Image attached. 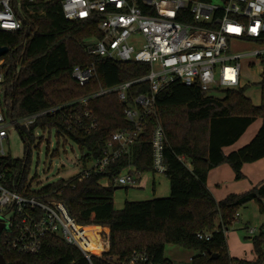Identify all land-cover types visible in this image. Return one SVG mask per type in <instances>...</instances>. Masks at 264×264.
<instances>
[{"label":"trees","instance_id":"trees-1","mask_svg":"<svg viewBox=\"0 0 264 264\" xmlns=\"http://www.w3.org/2000/svg\"><path fill=\"white\" fill-rule=\"evenodd\" d=\"M25 6L31 7L32 14L25 12L24 17L17 14L23 18L22 31L0 33V46L8 48L3 57V104L7 119L23 118L88 97L101 88L132 82L149 73L147 64L116 62L89 54L87 40L101 37L96 24L65 20L59 0L23 2L22 7ZM90 65L94 66L96 76L80 87L71 77L72 69ZM261 66L259 106L252 105L243 89L221 92L222 97L215 99L179 82L166 86L156 94L155 113L145 119L143 132L129 154L112 160L99 174L86 176L85 172L89 164L102 158L112 134L133 129L124 110L127 105L133 106L138 96L150 94L148 82L128 88L126 104L111 93L89 100L86 108L79 106L78 111H90L97 123V128L87 133L68 131L56 116L39 118L29 127H18L23 159L6 158L1 163L7 189L62 203L77 225L90 227L86 240L85 228L73 230L88 252L99 254L96 247L99 229L95 227L107 229L100 238L108 241V251L100 257L91 255L88 260L77 246L68 245L57 236H46L34 255L7 253L0 247L6 264H130L136 255L147 259L144 264H172L164 258L167 244L194 251L196 255L189 264H264V227L252 238L253 261L231 258L225 238V231L235 221L240 208L255 203L264 216V182L219 202L206 185L212 169L227 165L235 181H240L244 178L243 165L264 159V57ZM257 119L261 120V126L253 139L240 149L224 154L223 149L235 144ZM156 123L161 125L166 138L164 176L170 194L162 199L125 202L121 210H115L114 180L129 169L138 175L152 173L150 138ZM51 131L77 146L83 169L67 180L32 191L27 184L31 149L38 148L42 141L36 133ZM52 155H58L57 149ZM104 181L106 185L102 184ZM198 234H210V238L199 240Z\"/></svg>","mask_w":264,"mask_h":264},{"label":"built area","instance_id":"built-area-1","mask_svg":"<svg viewBox=\"0 0 264 264\" xmlns=\"http://www.w3.org/2000/svg\"><path fill=\"white\" fill-rule=\"evenodd\" d=\"M51 1L0 0V33L22 31L23 18L17 14L23 17L25 12L32 14L31 7H22L23 2ZM59 3L65 20L96 24L101 37L87 40L89 54L116 62L147 64L149 73L132 82L101 88L91 96L10 120L5 117L3 104L5 61L0 58V169L1 163L8 158L3 143L8 139L9 128L29 127L39 118L56 116L68 131L87 133L95 130L97 123L90 111H78L79 106L86 108L89 100L111 93L126 104L127 89L134 84L148 82L150 94L138 96L134 105H127L124 110L133 129L112 134L102 158L93 163L85 175L102 173L112 160L129 154L143 132L145 119L155 113V96L160 90L174 82L196 87L206 94L240 90L241 64L246 61L248 68L254 70L264 57V0L219 3L213 0L206 3L189 0H59ZM248 45L255 48L235 49ZM95 76L93 65L76 66L71 72L72 79L80 87ZM165 145L164 131L156 123L150 138L154 175H164L166 171ZM5 176L0 171V218L7 228L0 235V247L7 253L34 255L39 252L46 236H57L66 244L77 246L89 260L93 253L84 248L73 232L84 227L76 224L66 207L60 202L43 201L40 196H24L8 190ZM139 176L129 169L121 173L114 184L136 186ZM101 232L97 233L96 240V247L100 249L98 257L104 253L103 246L108 242L100 238ZM249 233H254V230L250 229ZM197 238L208 241L210 234H198ZM146 262L144 256L136 255L130 264Z\"/></svg>","mask_w":264,"mask_h":264},{"label":"rangeland","instance_id":"rangeland-1","mask_svg":"<svg viewBox=\"0 0 264 264\" xmlns=\"http://www.w3.org/2000/svg\"><path fill=\"white\" fill-rule=\"evenodd\" d=\"M213 1L219 3L218 0ZM254 48V46L248 45L238 46L235 49L244 51ZM262 71L263 69L260 64H256L254 70L248 68V62L246 61L241 64V88L244 91L245 97L253 105H260L261 92L259 85ZM222 95L221 92H211L207 96L220 99ZM7 135L8 139L3 143L5 155L10 159H23V148L16 129L13 127L9 128ZM36 137L41 138L42 141L38 148L32 147L31 149L27 184L32 191L41 190L59 180H67L82 171L83 166L80 162L81 152L75 144L63 138H58L55 131H51L50 133L38 132L36 133ZM64 142L65 146L63 147L62 144ZM56 149L58 155L53 156L52 153ZM90 166L91 164L87 168ZM231 172L233 173V171ZM152 178H157V182L159 181L162 184V186H158L155 195H153L150 187L142 190L135 186L122 187L114 185V209H122L125 202L148 201L149 199L158 197L161 194L162 187L166 186L167 179L163 174L154 177L151 172L142 175V179L145 182L150 181ZM237 215V217H234L235 221L225 231L228 254L236 260L253 261L255 255L252 238L258 236L260 229L264 227V216L259 213L255 203H250L246 207L240 208ZM218 224V220H216L215 226ZM250 229L254 230V233H249ZM85 231L83 230V232ZM101 231L105 232L104 228H101ZM195 255L196 253L194 251L181 248L178 245L167 244L164 247V258L172 264H189L190 258Z\"/></svg>","mask_w":264,"mask_h":264},{"label":"crops","instance_id":"crops-1","mask_svg":"<svg viewBox=\"0 0 264 264\" xmlns=\"http://www.w3.org/2000/svg\"><path fill=\"white\" fill-rule=\"evenodd\" d=\"M254 106H259V104L258 105L254 104ZM260 126H261V120L259 119L255 120L254 123H252L247 128V130L244 132V134L235 144L223 149L224 154H229L247 145L256 135ZM231 171L232 170L230 169V167H228L227 165H222L215 169H212L208 173L206 185L216 202L223 200L230 194H241L247 192L255 185L264 182V159H261L251 164L243 165L241 172L244 178L240 181H235L233 176L234 174ZM155 176L157 177V175H154V177ZM166 182H167L166 186L162 187L161 194L153 199H162V198H167L169 196L170 194L169 182L168 180H166ZM102 184L106 185L107 182L104 181L102 182ZM158 186H162V184H160L159 181L157 182V178H152L150 181L145 182L142 179V175H141L138 177L135 187L141 188L142 190L145 189L146 187H150L153 192V195H155ZM136 202H142V201H136ZM95 228L101 230L99 227H95ZM104 231L106 233L108 232L107 229H104ZM107 251H108V242L104 246V253H106ZM191 259L192 257L190 258V260Z\"/></svg>","mask_w":264,"mask_h":264},{"label":"water","instance_id":"water-1","mask_svg":"<svg viewBox=\"0 0 264 264\" xmlns=\"http://www.w3.org/2000/svg\"><path fill=\"white\" fill-rule=\"evenodd\" d=\"M7 53H8V48L0 46V58H3ZM3 231H7V228L4 220L0 218V235L2 234ZM212 258H215V256H212ZM0 264H6L1 254H0Z\"/></svg>","mask_w":264,"mask_h":264},{"label":"bare ground","instance_id":"bare-ground-1","mask_svg":"<svg viewBox=\"0 0 264 264\" xmlns=\"http://www.w3.org/2000/svg\"><path fill=\"white\" fill-rule=\"evenodd\" d=\"M85 228V230H86V232H85V234L83 235V237H85V240L87 239V234H88V232L90 231V227H84ZM84 230V231H85ZM74 232V231H73ZM74 234H75V237L79 240V242H81V243H83V241L81 240V238L80 237H78V235L74 232Z\"/></svg>","mask_w":264,"mask_h":264}]
</instances>
